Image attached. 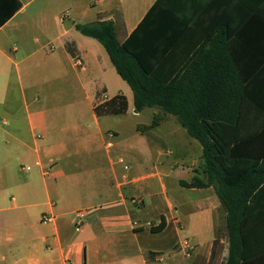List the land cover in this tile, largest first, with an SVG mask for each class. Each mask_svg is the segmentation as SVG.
<instances>
[{
    "label": "crops",
    "instance_id": "obj_1",
    "mask_svg": "<svg viewBox=\"0 0 264 264\" xmlns=\"http://www.w3.org/2000/svg\"><path fill=\"white\" fill-rule=\"evenodd\" d=\"M156 2L0 0V264H214L219 256L218 232L197 230L204 215L217 224L215 189L181 186L198 175L201 162L192 154L202 157V147L179 127L169 142L136 129L144 148L126 146L117 128L105 124L114 115L95 112L118 94L134 109V95L124 81L132 105L126 92H117L120 76L107 51L76 26L112 22L122 44ZM16 3L20 8L8 17ZM262 4L177 0L176 10L211 33L222 21L250 24L249 8L235 15L234 7ZM242 31L244 37L259 32L248 25ZM229 49L240 56L227 65L260 67L246 57L249 41ZM47 214L55 220L43 224ZM162 219L165 228L152 232ZM185 239L193 246L189 256ZM220 253L226 264L229 244Z\"/></svg>",
    "mask_w": 264,
    "mask_h": 264
},
{
    "label": "trees",
    "instance_id": "obj_2",
    "mask_svg": "<svg viewBox=\"0 0 264 264\" xmlns=\"http://www.w3.org/2000/svg\"><path fill=\"white\" fill-rule=\"evenodd\" d=\"M176 3L157 0L122 44L112 22L77 25L76 29L103 45L117 74L131 88L137 113L159 110L151 124L137 127L139 132L147 133L173 116L201 145L203 163L198 175L181 186L215 189L226 212V264H264V4L259 9L234 7L235 15L249 8L250 24L222 21L210 33L200 27L203 23L185 20ZM15 5L9 7L8 17L20 8L19 3ZM247 25L259 32L241 36ZM197 30L213 36L194 37ZM246 41V57L260 67L227 65L237 63L240 56L229 47L236 49ZM128 110L124 94L95 107L98 116L122 115ZM165 226L162 219L151 231Z\"/></svg>",
    "mask_w": 264,
    "mask_h": 264
},
{
    "label": "rangeland",
    "instance_id": "obj_3",
    "mask_svg": "<svg viewBox=\"0 0 264 264\" xmlns=\"http://www.w3.org/2000/svg\"><path fill=\"white\" fill-rule=\"evenodd\" d=\"M31 11H32V6L30 8H28L26 12L30 13ZM118 79H117V86H115V89H117V92H119V91L126 92V94H128L130 97L131 105H132V97L130 96V92H128L130 90V88L123 82V80H121L120 78H118ZM158 111H159L158 109H145L141 113H137L134 109H130V110H128V112L126 114L114 115L113 117L108 118V120H106L105 124L108 126H112V127L117 128V132L120 136L118 140L122 141V143L124 145L143 149L144 146L142 143V137L140 136L139 133H137L136 129L140 125L145 126V125L151 124L153 121L154 115L159 113ZM166 119L169 121H165V122L163 121L160 124V127H158L157 129L151 130L150 132H147L145 135L152 136L154 134L156 137L159 138V140L161 142L162 141L169 142L171 140L172 132H174L175 129H177V127H179L180 134L183 133V135L187 139L193 141L197 147H199V148L201 147V145L197 141L193 140L192 138H190L188 136L186 131L184 129H182L179 126V124H177V126H176V123L174 122V120L171 117H167ZM192 155H193L192 159H195L197 163L201 162V165H202V163H203L202 157H199V154L197 152H195ZM147 168L149 171H151V169H152V164H149V161L147 164ZM184 174L185 173H183L182 176H184ZM177 175L180 176V174H177ZM200 177L205 178L203 175H201ZM171 193H174L177 195L176 190L173 188L171 189ZM215 196H216V204H217V211H218L217 215H216V218H217L216 223L217 224L214 223V220H213V223H211L210 217L204 215L202 217V220H198V229L197 230L200 231L201 233L209 234L208 236L215 235L218 232L217 233V239L219 240V244L216 247L217 253L215 252V254H218L219 256L218 257L215 256L214 259L212 260V262L214 264H220L221 259H222L220 252L224 249L226 244H229V241H228V236H227V232H226V212L222 208L217 195H215ZM212 224H213V226H212ZM178 226H180V228H181V224H179ZM186 238H188V237H186ZM223 264H224V262H223Z\"/></svg>",
    "mask_w": 264,
    "mask_h": 264
},
{
    "label": "built area",
    "instance_id": "obj_4",
    "mask_svg": "<svg viewBox=\"0 0 264 264\" xmlns=\"http://www.w3.org/2000/svg\"><path fill=\"white\" fill-rule=\"evenodd\" d=\"M125 169H127V167H125ZM46 176H50L51 173L49 171H46L45 173ZM77 217L80 219L81 218V214H77ZM55 220V216L53 215H44L42 217V223L43 224H49V223H52L53 221ZM182 249L184 250L185 252V255L189 256L190 255V251L193 249V246L191 244V242L187 239H185L183 242H182Z\"/></svg>",
    "mask_w": 264,
    "mask_h": 264
}]
</instances>
